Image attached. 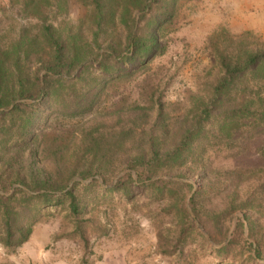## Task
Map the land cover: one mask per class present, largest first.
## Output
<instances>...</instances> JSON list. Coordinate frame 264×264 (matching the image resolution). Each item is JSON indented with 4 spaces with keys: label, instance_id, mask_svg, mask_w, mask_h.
<instances>
[{
    "label": "rangeland",
    "instance_id": "rangeland-1",
    "mask_svg": "<svg viewBox=\"0 0 264 264\" xmlns=\"http://www.w3.org/2000/svg\"><path fill=\"white\" fill-rule=\"evenodd\" d=\"M137 1L0 0V49L36 37L41 27L49 26L65 46L83 49L87 59L81 94L39 101L27 126L26 115L0 121V137L4 127L12 134L5 159L13 157L10 164L0 162V175L12 173L13 167L24 172L34 167L46 173L57 170L55 180L60 181L84 162L105 169L104 175H74L69 186L81 183L74 189L79 213L72 214L66 202L44 206L27 241L34 237L42 242L36 253L43 264H95L100 251L126 246L137 234L150 244L156 241V250L171 264H264V127H253L244 117L242 126L231 130V138L217 128L207 129L192 143L198 154H185L188 158L181 166L174 164L149 179L139 180L136 169L126 165L152 145L171 150L195 123L201 101L220 74L212 38L245 30L262 38L264 30L239 28L235 0H167L173 2L170 19L161 3L149 11L140 10ZM253 21L246 18L249 24ZM130 31L141 38L154 36L158 50L149 53L146 68L112 80L117 73L107 74V69L118 67L124 73L134 65L124 62L133 49L127 41ZM21 64L29 67L31 58ZM156 98L163 106L160 116L154 110ZM22 124L26 134L37 139V148L31 145L37 162L29 156V146L22 145L23 152L13 146ZM125 174L132 178L127 192L117 185L125 182ZM149 182L156 183L143 185ZM21 186L14 184L10 192ZM197 190L202 193L193 211L188 200ZM10 192L0 190L4 195ZM174 202L193 217L191 227L170 212L168 205ZM23 244L0 243V263L26 254L27 264H39L29 256L33 248L23 249Z\"/></svg>",
    "mask_w": 264,
    "mask_h": 264
},
{
    "label": "trees",
    "instance_id": "trees-1",
    "mask_svg": "<svg viewBox=\"0 0 264 264\" xmlns=\"http://www.w3.org/2000/svg\"><path fill=\"white\" fill-rule=\"evenodd\" d=\"M96 2L97 0H94V3ZM159 3L162 4L163 14L170 19L173 14V2L138 0L137 7H141L140 10L149 8L150 11L153 4ZM96 7L98 8L99 4ZM223 34V36L217 35L212 38L211 43L220 74L207 98L201 101L192 127L182 133L178 143L171 150H163L161 147L152 145L147 151H140L134 154L133 159L127 160L126 165L136 169L139 180L167 172L174 164L178 163L177 166H181L188 158L185 154L192 151L198 154L200 150H194L192 143L197 136H201L202 132H211L212 128H217L222 136L231 138V130L240 128L244 117L251 119L253 127H264V37H258L251 30ZM127 41L133 49L130 55L124 57V62L134 65L127 67L131 70L124 73H121L118 67L107 69V74L117 73L112 80L146 68L145 66L149 63V53L158 50V42L154 36L141 38L130 31ZM85 55L86 52L75 44L71 47L65 46L60 36H56L49 26L41 27L36 37H24L14 42L11 48L0 49V121L13 114L26 115L28 117L23 122H27V126L30 121L29 116L31 117L34 113L33 107L39 101L46 98L63 101L64 97L70 94H81L84 91L87 76ZM30 58L29 67L21 64ZM31 66H34V69H31ZM154 98V91L151 90L149 99ZM21 99L32 100V102H17ZM227 103L228 105L230 103V107L226 105ZM154 105L157 116H160L163 106L159 98L155 99ZM26 126L21 125L20 139L15 140L13 146L21 147L22 152L24 150L22 145L29 146V156L37 162V151L31 148V145L37 144V139L30 138L26 134ZM11 136L12 134L8 133L4 127L0 137V162L6 160L7 164L12 163L13 160V157L5 159L6 153L10 152V149L6 148V143ZM35 147L37 148V145ZM95 163L89 161L79 164L76 171L70 170L68 178L60 181L55 180V177L59 175L57 170L54 173H46L34 167L27 169V172H24L22 168L13 167L12 173L10 171L5 176L0 175L1 191L10 192L14 184L24 187H14L8 195L0 193V243L4 247H15L25 243L30 238L32 227L44 206L60 205L66 202L69 211L77 215L80 208L74 189L81 183L73 182L69 186L71 178L74 175L87 178L94 173L104 175V167ZM33 164L34 162H31V166ZM124 176L125 182L117 185H121V189L127 192L126 188L132 178L129 174ZM155 183L149 182L143 185L149 187L154 186ZM86 185L90 186L91 183ZM200 193L202 190H197L189 197L188 201L193 211L198 206L196 200ZM168 207L170 212L174 211L178 214L181 224L186 222L187 228L194 224L193 217L178 202L171 203ZM184 229L182 227L180 232L182 233ZM222 234L226 240L227 231ZM254 254V258L259 257L256 246Z\"/></svg>",
    "mask_w": 264,
    "mask_h": 264
},
{
    "label": "crops",
    "instance_id": "crops-1",
    "mask_svg": "<svg viewBox=\"0 0 264 264\" xmlns=\"http://www.w3.org/2000/svg\"><path fill=\"white\" fill-rule=\"evenodd\" d=\"M233 4L235 5L233 8L236 10V14H238L237 17L239 16L240 18L237 24L241 30H264V0H235ZM249 16L254 18V24L246 22V18ZM127 242L129 244L126 246H121L120 248L111 247L108 250L100 251L102 255L99 259H96L95 264H171L169 257L156 250V241L153 240L150 244L149 241L145 242L137 234L133 240ZM41 247L42 242L38 243L37 240H34V237L22 246L26 250L33 248L34 251H30L29 256L33 255L31 256L33 262L43 264L42 256L36 253L37 249ZM25 255L8 256L9 259H6L5 263L0 264H27L28 259ZM53 264L64 263L58 261Z\"/></svg>",
    "mask_w": 264,
    "mask_h": 264
}]
</instances>
